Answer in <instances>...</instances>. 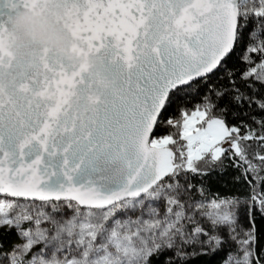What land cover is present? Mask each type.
<instances>
[{
  "label": "snow or ice",
  "instance_id": "1",
  "mask_svg": "<svg viewBox=\"0 0 264 264\" xmlns=\"http://www.w3.org/2000/svg\"><path fill=\"white\" fill-rule=\"evenodd\" d=\"M77 2L0 94V264H264V0Z\"/></svg>",
  "mask_w": 264,
  "mask_h": 264
},
{
  "label": "water",
  "instance_id": "2",
  "mask_svg": "<svg viewBox=\"0 0 264 264\" xmlns=\"http://www.w3.org/2000/svg\"><path fill=\"white\" fill-rule=\"evenodd\" d=\"M78 11L77 0H0V94L89 59L73 27Z\"/></svg>",
  "mask_w": 264,
  "mask_h": 264
}]
</instances>
